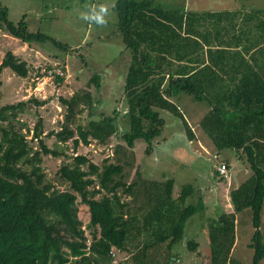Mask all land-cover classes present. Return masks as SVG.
Returning <instances> with one entry per match:
<instances>
[{"label":"trees","instance_id":"1","mask_svg":"<svg viewBox=\"0 0 264 264\" xmlns=\"http://www.w3.org/2000/svg\"><path fill=\"white\" fill-rule=\"evenodd\" d=\"M113 9L122 41L131 51L124 78L129 129L121 137L129 148L143 139L145 152L152 153L163 140L166 122L160 114L166 111L182 119L189 140L196 139L175 99L186 94L205 102L208 110L198 121L201 131L215 153L224 148L236 152L249 175L229 190V210L210 219L208 258L200 264H243L232 249L236 214L245 209L251 210L255 229L248 245L251 264H259L264 258L259 230L264 208V18L256 23L239 8L182 11L151 0H116ZM7 16L0 5V31L23 42L50 39L29 32L24 19L15 24ZM4 67L23 77L28 72L27 63L10 50L0 62V70ZM53 76L56 83L64 80V75ZM92 80L98 91V74ZM60 100L66 106L64 121L60 130L46 135L54 134L59 142L71 140L76 149L92 139L105 143L117 132L114 117L105 114L71 128L80 104L91 110L97 103L90 92ZM25 106L26 101H18L0 107V122H5L0 124V264H90V259L111 264L112 248H136L128 256L131 264H179L174 245L183 237L187 219L204 207L203 195L197 194L196 204L191 198L186 204L195 194L193 186L185 185L174 197V179L169 177H144L142 188L136 180L127 183L125 172L131 170L133 158H122L126 154L119 145L115 152L120 157L101 168L82 154L61 165L57 175L67 187L60 190L46 180L41 167L42 155L61 153L43 141L41 120L32 134L39 149L28 143L23 122L20 127L9 122ZM229 162L221 159L218 166L225 163L230 171ZM218 166L214 174L227 179ZM121 193L140 197L135 209ZM79 203L87 206L85 225L78 216ZM186 246L196 251L199 242L190 240Z\"/></svg>","mask_w":264,"mask_h":264},{"label":"rangeland","instance_id":"2","mask_svg":"<svg viewBox=\"0 0 264 264\" xmlns=\"http://www.w3.org/2000/svg\"><path fill=\"white\" fill-rule=\"evenodd\" d=\"M151 1L165 8L182 11L228 10L231 7H239L250 12L253 8L264 10V0ZM115 2L116 0H0V5L8 11L7 17L10 21L16 24L24 19L29 32H40L50 37L45 41L35 39L23 42L1 29L0 62L4 54L10 50L27 63L28 72L23 77L8 67L0 70V107L26 101L25 108L17 112L16 119H10L9 122L15 123L17 127H20V122L25 124L22 132L33 149H39L38 141L32 134L34 125L41 120L43 141L49 148L61 152L58 156L42 155L41 167L46 180L60 190L67 187L66 183L59 181L57 175L61 165L72 163L76 154H82L101 168L104 163L116 162L115 157H120L121 153L115 152L118 145L126 154L122 158L130 154L133 158L131 170L125 172L126 182L136 180L142 188L141 182L144 177L158 180L164 177L173 178L174 197H177L182 187L191 184L195 194L186 199V204L191 203V199L193 204H196L199 200L197 194L201 193L204 207L199 208L187 219L184 235L174 245L173 254L181 257L177 261L179 264H200L208 258L206 230L210 219L222 211L229 210V190L248 177L249 171L238 161L239 155L233 150L224 148L215 153V148L198 125V120L208 110V105L195 101L186 94H180L175 101L188 124L193 127L196 139L187 138L180 117L162 111L160 115L165 119L166 125L160 138V141L163 139L160 142L161 146L155 147L157 149L155 154L145 152L146 142L143 139H137L132 148L128 147L120 134L129 129L124 78L130 63L131 51L125 47L117 29V14L113 9ZM101 5L109 8L105 25L83 18L93 10L98 11ZM53 41L65 44L66 47H61ZM55 66L64 72L62 82L56 83L54 76L45 77L47 68ZM95 73L100 77L98 91L92 80ZM87 91L95 99L94 102L98 101L91 110L80 104L71 128L75 129L77 124L86 126L90 118L97 119L105 114L114 117L117 132L105 143H98L92 139L87 145L80 143L76 149H73L71 140L59 142L54 134L46 135L48 132L60 130L64 121L66 106L60 97L70 98L73 94ZM0 124L4 125L5 122ZM224 158L230 160L228 163L230 173L225 180L214 174L219 161ZM197 189L199 192H196ZM121 198L130 203L132 209L140 202L139 196L133 198L132 195L121 193ZM78 208V216L85 225L88 220L87 206L79 203ZM259 230L264 241V208ZM254 231L251 210L245 209L237 213L236 241L232 255L243 264H251L253 250L248 245ZM85 233L87 235L89 233L87 228ZM190 240L199 242L198 250L191 252L187 250L186 245ZM134 251L136 248H132L131 252L112 248L111 264H131L128 258ZM89 263L96 264L94 259H90ZM68 264L76 263L72 260ZM259 264H264V258Z\"/></svg>","mask_w":264,"mask_h":264},{"label":"clouds","instance_id":"3","mask_svg":"<svg viewBox=\"0 0 264 264\" xmlns=\"http://www.w3.org/2000/svg\"><path fill=\"white\" fill-rule=\"evenodd\" d=\"M114 7V5H113ZM109 14V8L106 5H101L99 10H93L88 14L84 15V19L92 21L99 25H105L107 23L105 17Z\"/></svg>","mask_w":264,"mask_h":264},{"label":"crops","instance_id":"4","mask_svg":"<svg viewBox=\"0 0 264 264\" xmlns=\"http://www.w3.org/2000/svg\"><path fill=\"white\" fill-rule=\"evenodd\" d=\"M235 8H239V7H231L230 9H235ZM239 9H241V8H239ZM198 11H201V10H198ZM241 11H242V14H245L246 16L251 17V19L254 22H256V23H258L259 19L264 18V10H262V9H255V8H253L251 12L248 11V10H245V9H241ZM236 22L240 23L239 20H237ZM252 24L253 23H251V25ZM232 34H235V32H232ZM192 130H193V127H192ZM160 146H161V143L155 144L154 145V150H153L152 154L153 153L155 154V151L157 150L155 147H160ZM234 153L237 154L236 152H234ZM127 183H129V182L127 181Z\"/></svg>","mask_w":264,"mask_h":264},{"label":"built area","instance_id":"5","mask_svg":"<svg viewBox=\"0 0 264 264\" xmlns=\"http://www.w3.org/2000/svg\"><path fill=\"white\" fill-rule=\"evenodd\" d=\"M57 68V67H56ZM56 68H49L47 69L45 72V77H52L54 74L55 75H58V76H61V75H64V72L63 70L61 69H56ZM218 171L219 173L224 176V177H228L229 176V169L227 167V165L225 163H221L219 166H218Z\"/></svg>","mask_w":264,"mask_h":264}]
</instances>
